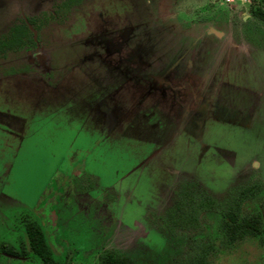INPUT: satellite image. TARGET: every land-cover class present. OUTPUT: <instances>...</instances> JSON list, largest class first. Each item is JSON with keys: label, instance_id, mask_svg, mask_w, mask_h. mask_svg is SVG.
<instances>
[{"label": "rangeland", "instance_id": "1", "mask_svg": "<svg viewBox=\"0 0 264 264\" xmlns=\"http://www.w3.org/2000/svg\"><path fill=\"white\" fill-rule=\"evenodd\" d=\"M260 8L259 0H0L2 37L21 14L49 13L40 39L56 68L49 79L61 81L58 92L45 82L36 88L33 74L9 76L17 68L0 58V249L26 242V219L50 223L65 212V225H53L56 236L47 227L49 241L56 250L58 243L80 250L87 240L98 242L97 230L103 241L89 264L106 252L134 264H192L203 253L209 264H264V226L235 241L223 229L231 203L239 219L264 223ZM87 39L110 43L105 59L130 65L121 74L106 69L96 82L92 64L81 66L91 52L82 46ZM128 43L145 49L122 52ZM140 50L151 62L139 64ZM209 61L211 81L190 76L203 74ZM171 63L166 81H153ZM105 88H113L114 101L100 100ZM153 102L169 121L144 118L143 106ZM76 171L82 182L73 186L83 192L73 195L68 177ZM48 189L60 194L40 205ZM27 255L32 262L0 253V264H39Z\"/></svg>", "mask_w": 264, "mask_h": 264}, {"label": "flooded vegetation", "instance_id": "2", "mask_svg": "<svg viewBox=\"0 0 264 264\" xmlns=\"http://www.w3.org/2000/svg\"><path fill=\"white\" fill-rule=\"evenodd\" d=\"M151 8H153L152 2H151ZM52 12H55V8L53 9ZM48 14L49 13H44V14H41L39 16H33V17H27V16H24L21 14V18L18 19V22L16 23V27L19 26V30H21L23 32L25 31V35L22 36V39L24 40L25 43L19 44V42H18L19 38L16 36L15 37L16 42H13V45H12V48L15 49L14 52H12V54L9 55L8 57H4L3 54H0L1 55L0 58H3L4 60L6 59V61L1 62V64H5V63L8 64V62H9L11 64V67L16 66V68H17V70L13 69L12 71H10L9 76L12 75L13 73L14 74H25V73L33 74V76H31V75L29 76V77H31L29 79H32V81H34V82L35 81L38 82V83H33L34 87L36 85L37 86L36 88L45 89V87H46L45 85L50 83L51 86L49 85V89L55 90L56 92H58L60 90V82L61 81L59 80L57 82L56 79H53V80L49 79L52 76L51 75L52 71H55V69H56V68H53L52 62L49 59V53L51 50L49 51V49H47L44 46V43L41 42V39H40V38L45 39L42 34L48 30V20L51 17ZM22 25H26L27 26L26 28L28 31L26 30V28H21V27H23ZM16 27H14L12 30H10L9 34H11V32H15ZM169 32H172L173 35H176L175 38L178 37L177 33L174 32V30L169 31ZM9 34H8V37H9ZM187 39L189 41L191 40L190 46L188 47L189 52H191V50L195 47L194 46L195 41L192 38L189 39V37ZM1 40H5V36L1 37ZM95 40H97V37L95 38ZM129 40H130V36L128 35V42H129ZM89 41H90L89 39H87L86 41H83L82 46H84V48L87 51H91V52H87V53L82 54L81 66L85 67V64H87V63L92 64L93 71L91 69V71H92L91 77L94 78L96 82H98V83L100 82V84H102V82L100 81V78H98L97 76L105 77L104 72L106 71V69L114 71V73L117 72L118 74H121V72H122L121 67H124L126 65H130L129 62L124 63L126 65H123V64L120 65L119 64L121 66L119 68V67H117L118 63H116L114 60L108 59V58L105 59V57H107V55L105 54L106 55L105 56L103 51L105 50V51H108L110 53V51H111L110 50V43H107L106 45H102L101 43L88 44ZM199 43H202V42H199ZM138 47L141 49H145L140 44H136L134 47H131V45L128 43V45H126V47H125V48H128L127 49L128 51L126 49H123L122 52L131 53L135 49L139 50ZM180 47H181V45H180ZM208 47L210 48V46H208ZM36 51L37 52L38 51H44L46 53V55H48V57L46 56L44 62H41L38 59H36L37 63H34L31 60V58H30L31 54L36 53ZM109 53H108V55H109ZM139 53H140L139 64L141 61L143 63L146 61L151 62L150 60H148L147 56L145 54H143V52L141 50L139 51ZM75 54H76V52H75ZM161 59H162V57L160 59L156 58L155 61L157 63H155V65L161 66V64H160ZM119 62L122 63L121 60H119ZM209 62L207 63L208 64L207 69L203 74L197 75V74L191 73L190 76H193L197 79L205 81L207 84L208 81H211L210 77L208 78L207 76H208V72H210L212 69V65H213L214 61H211L210 63ZM174 64H172V63L167 64L165 66V68L160 73L151 75V78L154 79L153 81H156V83H160L161 81H166L165 80L166 79L165 77H167L166 73H168L169 70L171 71L172 67L174 68ZM150 65H151V63H150ZM7 66H9V65H7ZM193 66H195V65H193ZM193 66L191 65L190 68L191 67L193 68ZM102 67H104V68L102 69ZM149 68H150V66H149ZM149 68L146 69L144 72L148 71ZM24 76H26V74ZM205 76L207 77V79L205 78ZM118 77L121 78L122 76L119 75ZM173 78L175 79V75H173ZM124 79H125V77L123 78V80ZM44 82L46 83L45 85H44ZM128 82H131V80H129ZM162 83L163 82H161V84ZM220 85H224V84L223 83L221 84V81H220ZM111 89H112V91H109ZM109 90L107 91L106 88L103 89V91L105 92V94L107 96H103V97L101 96L100 100L103 98H106V97H108V99L112 98L113 101L115 100V98H116L115 97L116 96L115 91H113V88H110ZM208 93H209V91H208ZM209 100L212 101V98H209L208 102H209ZM97 101H96L94 107L100 103V101H98V102ZM146 101L149 103L148 100H146ZM204 104H205V102L203 103V106H204ZM205 105H207V103ZM100 107H102V106L100 105ZM105 109H106V107H105ZM142 109H144L146 111L144 114V118L148 119L149 121L151 119L150 116H156L157 114L160 116L159 118L162 119L161 120L162 123H163V120L169 121L168 117L164 116L163 110L160 108V106L158 104H155L154 102L151 104H147L146 106L144 105ZM107 110L109 111V109H107ZM141 113H143V111ZM144 124L147 125V123H144ZM77 171H76L74 176L68 177V178L72 179L70 191H72L73 195H77L76 194L77 192H80L83 190V188H80L81 190L78 191V190H76L75 185L73 186V184L76 182L77 183L82 182V180H81L82 176H77ZM79 171L81 172V175H85L81 170H79ZM85 176L93 178V175H91V176L85 175ZM58 187H61L63 189V190H61V192H63L65 190L64 188H66L65 185H63V184H60V186H58ZM53 193L58 195V194H60V191H52V190L48 189L45 192L44 196L42 197V199L40 201V205H44L46 203V200L49 199L50 197H52ZM51 213H52V210H51L50 214ZM66 216H67V214L65 212L64 213L62 212V217L64 219H66ZM93 216H94V219H93L92 223L94 222V220H96V216L95 215H93ZM62 217L61 216L57 217V216L52 215V217H50L51 219L49 220L50 223H45V221L42 218L37 217V216H33L31 220L26 219L27 221H29L28 223H24V225L27 228L26 242L21 243L18 248H12V247H9L6 245L0 249V253L6 257H9V258L29 260L32 262L30 256L27 255V252H31L32 254L35 255V257L39 261V264H75V262L77 260L79 261V264H89V262L93 263V253H95L94 251L99 248V246L101 245V242L103 241V239L99 236L97 230H95V229H93L92 234L94 235V237L96 236L99 239L98 242L87 240V243H85V248L81 247L80 250L71 251V250H69V249L67 250L65 247H63V249L61 250L59 243H58L59 246L57 245V247H56L59 250H56L53 248V245L49 241L50 239L48 238V235H47L50 233L47 231V227H50V229L53 230L52 227H54L53 225L55 224V222L60 221V219L62 221L63 220ZM62 223L64 224V221H62ZM64 225L60 226V229L63 228V231L66 230ZM35 226L40 228L43 235H44L45 242L48 245L50 252L52 253V257L54 258V260L52 262H48V263L44 262L43 259L40 256H38V253L36 252V250L31 245L28 230L31 228H35ZM64 228H65V230H64ZM94 228H95V226H94ZM58 229H59L58 226L54 227L55 231L53 230V232H52L53 236H56L58 234ZM56 230H57V232H56ZM64 234H66V233H64ZM97 251H99V250H97ZM109 255H114V254H112L111 252H106L105 256L102 255L103 257L101 256V257L97 258V264H102L104 259H105V261H106V259H108Z\"/></svg>", "mask_w": 264, "mask_h": 264}, {"label": "trees", "instance_id": "3", "mask_svg": "<svg viewBox=\"0 0 264 264\" xmlns=\"http://www.w3.org/2000/svg\"><path fill=\"white\" fill-rule=\"evenodd\" d=\"M260 6L264 8V0H259ZM259 15V17L264 18V12L263 9H257L254 11ZM259 13V14H258ZM20 19V17L18 18ZM21 28H26V25H22ZM13 27H16V24L13 25ZM27 30V28H26ZM28 31V30H27ZM25 35V31L19 30V26L16 27L15 32H11V34L5 35V40H1L0 36V54H3L4 57H8L9 55L14 52V48H12L13 42H16L15 37L17 36L19 38L18 42L19 44H24V40L22 39V36ZM7 36V37H6ZM1 56V55H0ZM250 191V193L254 192ZM249 193L248 191H240L238 193V197L242 196L243 198H247ZM236 202V201H235ZM231 204L228 205V213L226 212L224 214V222H223V229L229 240L235 241L237 239H243L245 236L250 235L253 237H256L258 234H261V228L264 226L260 225L261 220H258L257 217H254L252 221L249 219H239L238 214L235 212L234 208L231 209ZM236 210H238V206H235ZM264 228V227H263ZM28 234L30 237L31 245L38 253V256H40L44 262H52L54 258L52 257V253L50 252V249L48 245L45 242L44 235L40 228L36 227L31 228L28 230ZM102 264H134V262L128 258L124 257H117L115 255H109L108 259H104ZM192 264H209L207 262L206 256L203 254H199L192 262Z\"/></svg>", "mask_w": 264, "mask_h": 264}]
</instances>
